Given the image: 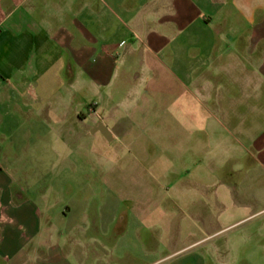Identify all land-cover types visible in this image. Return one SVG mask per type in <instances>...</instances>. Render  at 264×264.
<instances>
[{
  "label": "crops",
  "instance_id": "crops-1",
  "mask_svg": "<svg viewBox=\"0 0 264 264\" xmlns=\"http://www.w3.org/2000/svg\"><path fill=\"white\" fill-rule=\"evenodd\" d=\"M51 130L57 160L103 162L65 204L15 164L47 161ZM116 193L204 227L225 194H264V0H0V264L145 256Z\"/></svg>",
  "mask_w": 264,
  "mask_h": 264
},
{
  "label": "rangeland",
  "instance_id": "rangeland-1",
  "mask_svg": "<svg viewBox=\"0 0 264 264\" xmlns=\"http://www.w3.org/2000/svg\"><path fill=\"white\" fill-rule=\"evenodd\" d=\"M50 133L53 136L48 142L43 145L38 142L37 146L33 143L30 148L31 157L36 154L35 148H39L43 154L47 153L48 160L37 161L34 157L30 161L19 160L15 163L17 174L22 172L29 177L27 185L33 198H36L37 187H41L49 202L65 204L75 196L71 192L76 190V186L103 182V178L96 177V169L103 162H93L92 167V163L81 160H57V155L67 147L70 150L72 145H58L54 139L56 131L51 130ZM112 165L115 166L114 163ZM22 183L25 184L24 179ZM115 196L127 200L128 215L135 218L139 228L144 230L143 239L139 236L136 244L144 250L145 256L113 252L115 257L111 264H126L130 260H135V264H145L151 258L159 259L154 264H264V194H225L221 207L206 212L207 220L214 221V225L206 227L189 222V213L195 214L196 211L168 207L169 194L116 193ZM236 202L241 203L239 207H235L238 206ZM216 230L207 239L197 240ZM115 234L113 232L110 238Z\"/></svg>",
  "mask_w": 264,
  "mask_h": 264
}]
</instances>
